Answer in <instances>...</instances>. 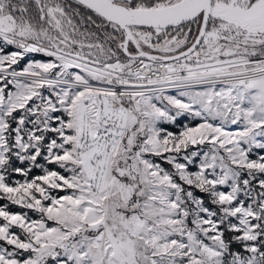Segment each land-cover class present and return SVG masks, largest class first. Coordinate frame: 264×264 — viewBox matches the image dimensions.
Wrapping results in <instances>:
<instances>
[{"label":"snow or ice","instance_id":"obj_1","mask_svg":"<svg viewBox=\"0 0 264 264\" xmlns=\"http://www.w3.org/2000/svg\"><path fill=\"white\" fill-rule=\"evenodd\" d=\"M0 264H264V0H0Z\"/></svg>","mask_w":264,"mask_h":264}]
</instances>
